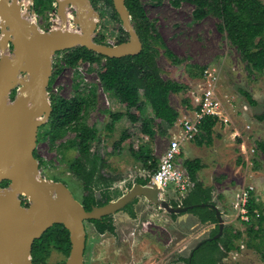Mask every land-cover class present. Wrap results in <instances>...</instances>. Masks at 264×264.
Returning a JSON list of instances; mask_svg holds the SVG:
<instances>
[{"label":"rangeland","instance_id":"1","mask_svg":"<svg viewBox=\"0 0 264 264\" xmlns=\"http://www.w3.org/2000/svg\"><path fill=\"white\" fill-rule=\"evenodd\" d=\"M59 1L56 0L54 10L43 16L33 10L34 0H27L28 5H24L23 10L42 33H50L58 27L59 22L62 23L58 14ZM94 1H97L96 5ZM172 1L163 0L158 5L146 2L145 7L168 50L181 61L179 65L173 64L163 49L158 58L162 77L185 88L182 93L170 97L171 105L180 113L176 128L154 122L151 125L155 135H144L143 120L154 118L149 104H146L144 116L140 117L139 122L132 123L126 116V107L114 94L103 88L97 66L85 63L69 67L58 53L53 58L52 78L55 81L49 91L51 104L52 97L66 100L91 98L95 92L93 105H87L83 111L87 125L99 131L98 139L93 143V152L107 162L105 174L119 180L115 189L127 194L131 187L138 186L139 178L148 180L152 174V171L144 170L141 162L133 157L130 143L136 151L142 149L149 152L159 164L170 142L181 136L184 121L195 118L200 96L215 86V95L222 108L218 117L220 122L214 132V144L212 147H198L193 140L182 143L181 158L183 162L188 159L203 161L205 168L199 178L205 187L213 188V200L225 224L224 233L226 229L243 233V240L236 243L239 246L238 254L230 253L220 264H264L256 249L249 248L246 243L249 223L243 220L238 207V195L248 187L255 188V198L264 204V157L257 150L258 142L264 141V122L256 118V115L264 112V73L249 71L227 34L219 31V19L208 16L204 20L194 21L195 7L192 4L183 3L176 7ZM91 5L97 15L95 42L117 46L118 40L125 38L120 31L124 29L121 19H115L113 11L102 0H91ZM29 6L31 9L28 11ZM67 14L71 24L69 29L79 30L74 26L76 10L71 6ZM4 26L0 18V35L3 34ZM129 37L128 34V40ZM9 51L12 54L13 47ZM56 71L58 73L54 77ZM243 91L252 95L257 106L249 103ZM13 92L16 97L17 89ZM110 113L124 115L113 131L107 130V126L112 123ZM130 113L136 111L131 110ZM49 121L42 126L40 134L44 140L37 148L43 161L40 175L45 180L64 184L81 203L85 191L70 170L72 161L79 155L72 147L77 133L70 129L53 139L49 132ZM125 131L132 135L131 142L118 151L115 145ZM239 158L243 159L245 165L238 163ZM96 193L99 196V192ZM21 199L25 201L23 197ZM165 199L169 204L174 202L170 196ZM138 207L136 219H131L124 212L114 216V235H100L94 225L86 223L84 264H187L184 259L190 258L192 251L199 243L209 239L217 226L202 224L191 213L173 218L174 213L149 203L144 197L138 198L135 209ZM68 257L54 250L44 264H66Z\"/></svg>","mask_w":264,"mask_h":264},{"label":"trees","instance_id":"2","mask_svg":"<svg viewBox=\"0 0 264 264\" xmlns=\"http://www.w3.org/2000/svg\"><path fill=\"white\" fill-rule=\"evenodd\" d=\"M34 10L38 15H45L54 10L55 0H34ZM107 7L113 11V17L120 21V17L115 10L113 0H102ZM163 0H126L134 28L140 37L143 48L140 54L126 56L123 58H106L96 54L85 47L59 52L62 60L69 67H77L85 63L97 66L98 77L103 88L116 96L119 102L127 109L126 116L132 123H137L140 117L144 116L145 106L149 104L153 110L154 118L144 119L142 133L148 137H153L155 131L151 123H166L168 127L176 126L180 113L171 105L172 94H180L184 91V86L173 81L165 80L162 77L158 58L161 50H165L168 60L175 65L180 64V60L165 45L161 34L155 24L150 20L145 7V3L153 5L161 4ZM97 1H94L96 5ZM183 3L192 4L194 21H201L208 16L219 19V31L226 33L231 44L237 49L242 60L247 64L250 72L264 73V2L262 0H173L172 4L180 7ZM120 31L125 38L118 40V44L128 41V34L123 28ZM102 43V41H98ZM57 71L54 77L57 76ZM55 78H51L48 91L51 90ZM252 106H257V102L252 95L243 91ZM95 92L91 98L78 97L72 100L52 97V115L50 118L49 132L53 139L60 137L68 130L77 133V139L72 147L78 152V157L72 161L70 170L74 172L76 178L84 185L87 191L97 188L102 191L104 198L111 200L106 187H110L113 179L105 174L108 168L107 162L98 154L93 152V143L98 139V129L90 127L83 119V111L87 105L92 106L95 101ZM15 93H12L14 98ZM135 110L136 113H130ZM200 111V108H197ZM112 123L107 126V130L113 131L114 126L120 122L124 115L122 113H110ZM260 122H264V112L256 115ZM220 122L218 117L206 116L200 124L201 132L194 138V143L198 147H212L214 144L215 128ZM132 135L125 131L122 133L115 148L120 151L122 147L131 142ZM257 150L264 157V141L258 142ZM130 152L133 157L141 162L144 170L154 173L158 168V162L149 153L142 149L136 151L130 143ZM238 163L245 165L242 158ZM184 166L187 169L194 187L191 194L184 201L188 212L198 217L202 224H219L217 212L213 209L216 206L213 200V188L205 187L199 178L200 172L205 168L200 159L185 160ZM142 185L149 181L139 180ZM8 181L2 183L5 188ZM134 203L127 207L132 217L134 213ZM93 195L86 198L84 206L89 211L91 205H98ZM24 205L28 203L24 201ZM257 212V213H256ZM248 213L251 223L247 225L248 239L247 245L256 251L264 260V204L257 201L252 193L248 203ZM259 214V216H258ZM173 215V218H176ZM100 234L110 232L115 233V226L111 219L92 221ZM219 228H216L209 239L204 240L201 246L193 251V256L184 259L187 264H220L230 253L239 252L237 242L243 240L241 231L225 230L223 236L216 239ZM59 251L68 257L71 251V241L69 231L60 224L53 226L36 240L32 249L33 264H44L50 257L52 251ZM65 264V263H63Z\"/></svg>","mask_w":264,"mask_h":264},{"label":"water","instance_id":"3","mask_svg":"<svg viewBox=\"0 0 264 264\" xmlns=\"http://www.w3.org/2000/svg\"><path fill=\"white\" fill-rule=\"evenodd\" d=\"M113 3L130 37L127 42L111 47L94 40L97 23H93L90 16L97 18V15L91 0L59 1L62 26L50 33H42L26 18L19 0H0V18L10 25L8 29L4 23L3 29V34H8V41H0V264H33L35 241L57 224L63 225L70 233L71 251L66 264H84L85 222L114 214L141 197L169 213L181 212L163 200L165 190L152 180L133 188L117 202L87 211L68 187L45 180L40 175L35 150L38 130L50 119L53 111L48 88L54 56L77 47H85L106 58L135 56L142 51L143 45L126 0H113ZM71 6L76 9L74 26L79 30L67 29L69 17L66 10ZM86 7L88 15L84 13ZM30 9L29 6L28 11ZM11 43L12 54L9 51ZM24 71L29 72L26 84L22 80ZM21 84H24L22 98L19 97ZM16 89L17 95L12 100ZM5 181L9 185L3 188L1 185ZM22 197L28 206L24 205ZM213 209L217 212L220 228L215 238L219 239L225 224L217 205Z\"/></svg>","mask_w":264,"mask_h":264},{"label":"built area","instance_id":"4","mask_svg":"<svg viewBox=\"0 0 264 264\" xmlns=\"http://www.w3.org/2000/svg\"><path fill=\"white\" fill-rule=\"evenodd\" d=\"M198 107L200 111H196V116L193 120L184 121L181 136L170 142L160 158L157 170L151 175V180L165 190L166 193L164 196H170L171 199H175L174 201L185 198L194 187V183H192L181 158L182 143L194 140L201 132L199 126L204 117H219L221 115L222 104L215 95V86H212V88L200 96L198 99ZM169 192H171V195ZM255 192L254 187H248L238 195V207L243 220L247 223H251V217L248 213V203L252 193L255 194ZM234 254L236 255L238 252Z\"/></svg>","mask_w":264,"mask_h":264},{"label":"flooded vegetation","instance_id":"5","mask_svg":"<svg viewBox=\"0 0 264 264\" xmlns=\"http://www.w3.org/2000/svg\"><path fill=\"white\" fill-rule=\"evenodd\" d=\"M55 5H56V0H55V2H54V9H55ZM70 8V7H69ZM70 24V23H69ZM10 47H13V45H11ZM15 97V96H14ZM41 130H42V127H40L39 128V130H38V144L41 142V141H43L44 140V138H43V136L41 137V134H40V132H41ZM38 144H37V148H38ZM37 148H36V150H35V156H36V158H37V160L39 161V163H40V170H41V166H42V164H43V161H42V159L40 158V155H39V152L37 151ZM151 175L152 174H150V176H149V178H150V180H151ZM112 179H113V183H112V185L110 186V187H106V191L109 193L108 195L111 197V200H109L108 201V199H107V197H105L104 198V195L102 194V191L101 190H98L97 188H93V190L90 192V191H87L86 189H85V187H84V185H83V188H84V191H85V196L83 197V199H82V201H81V204L84 206V201H85V199L86 198H88V197H90L91 195H93L94 197H95V199H96V202H99L98 203V205H94V204H92L91 205V210L93 209V208H95V207H103V206H106V205H108V204H110V203H112V202H117L118 200H120L121 198H123L125 195H127L130 191H132L133 190V188H135V187H131L130 188V191L127 193V194H123V193H121L118 189H115V184H116V182L117 181H119L118 179H115V178H113V177H111ZM141 178H139L138 180H137V184H138V186L139 185H142V184H140L141 182L139 181ZM144 180V179H143ZM137 187V186H136ZM96 191L97 192H99V196L97 195L98 193H96ZM73 193V192H72ZM191 194V192L189 193V195ZM73 195H75V194H73ZM189 195H187L185 198H182V199H178V201H174V202H172L171 203V205H172V207L174 208V209H177V210H180L181 212H179V213H177V214H173V215H176V216H181V215H185V214H190L189 212H188V209L187 210H183L184 208H186L185 207V205H184V201L186 200V198L189 196ZM165 197L166 196H164L163 197V200L167 203V200L165 199ZM147 200V199H146ZM148 201V200H147ZM149 202V201H148ZM132 203H134V202H132ZM132 203H130V204H132ZM150 203V202H149ZM130 204H128L127 206H125L122 210H119L118 212H116V213H114V214H110V215H107V216H103L101 219H97V220H105V219H111L112 221H113V224H114V226H115V228H116V224H115V221H114V216L115 215H117V214H119V213H125V214H127L131 219H136L137 218V212H139V207L137 208V209H135V207L137 206V204H138V202L134 205V213H135V215H136V217H132L131 216V214H130V212H129V210H127V207L130 205ZM152 204V203H151ZM85 207V206H84ZM86 208V207H85ZM87 210V209H86ZM91 210H89V211H91ZM88 211V210H87ZM92 221H94V220H88V221H86L85 222V227H86V223H90V224H92V225H94V228H95V230H96V232L98 233V234H100L99 232H98V230H97V228H96V226H95V224L92 222ZM216 225V224H215ZM216 228H219V224L216 226ZM215 228V229H216ZM214 229V230H215ZM213 230V231H214ZM212 231V232H213ZM115 233H116V229H115ZM114 233V234H115ZM219 233H220V228H219V232H218V234L217 235H219ZM105 234H111V235H114V234H112V233H110V232H106ZM105 234H100V235H105ZM212 234V233H211ZM223 234H224V232H223ZM223 234H222V236H223ZM216 235V236H217ZM222 236H220V238L222 237ZM86 250H87V241H86ZM86 250H85V252H86Z\"/></svg>","mask_w":264,"mask_h":264},{"label":"bare ground","instance_id":"6","mask_svg":"<svg viewBox=\"0 0 264 264\" xmlns=\"http://www.w3.org/2000/svg\"><path fill=\"white\" fill-rule=\"evenodd\" d=\"M63 2V0H61L60 1V3H62ZM24 5L27 7V5H28V3H27V0H23L22 2H21V7L23 8L24 7ZM72 8H74L75 9V7H72ZM67 10H68V8H67ZM67 10H66V12H67ZM76 10V9H75ZM84 13H86L87 15H88V7H86L85 8V10H84ZM93 17H95V19L93 18ZM27 18V17H26ZM28 19V18H27ZM69 19V18H68ZM29 20V19H28ZM90 20L93 22V23H97V19H96V16H90ZM33 25H37L34 21H31V20H29ZM75 21V20H74ZM99 22V21H98ZM4 23H6L7 24V28L9 29V27H10V25H9V23L4 19ZM58 25V27L60 26H62V23H58L57 24ZM70 25L71 24H68L67 25V29H69V27H70ZM99 25V24H98ZM70 30V29H69ZM0 41H2V42H5V41H8V34H7V32L6 33H4V34H2V35H0ZM8 54V53H7ZM22 80L24 81V84H26L27 82H28V80H29V72L28 71H24L23 72V76H22ZM24 84H21V86H20V89H19V97L20 98H22L23 97V87H24Z\"/></svg>","mask_w":264,"mask_h":264},{"label":"crops","instance_id":"7","mask_svg":"<svg viewBox=\"0 0 264 264\" xmlns=\"http://www.w3.org/2000/svg\"><path fill=\"white\" fill-rule=\"evenodd\" d=\"M174 128H176V127H174Z\"/></svg>","mask_w":264,"mask_h":264}]
</instances>
